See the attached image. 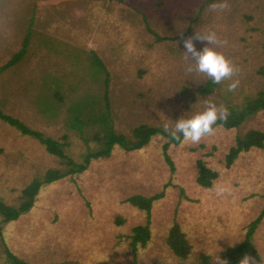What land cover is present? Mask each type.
<instances>
[{
	"label": "rangeland",
	"instance_id": "rangeland-1",
	"mask_svg": "<svg viewBox=\"0 0 264 264\" xmlns=\"http://www.w3.org/2000/svg\"><path fill=\"white\" fill-rule=\"evenodd\" d=\"M206 1L0 0V67L21 48L30 8L35 9V33L27 54L0 73V108L31 130L68 143L67 157L83 162L86 148L65 128L64 108L46 117L35 104L44 91V75L62 77L69 70L61 56L59 60L38 45L46 39L92 49L104 60L112 75V111L120 134L130 136L139 125L161 130L164 124L174 126L181 117L203 111L206 100L226 108L241 106L264 92V0H228L230 7L223 12L209 7L220 0ZM209 30L227 41L218 51L239 69L234 92L227 91L231 81L226 80L216 84L211 95H201L198 87L210 79L186 72L193 62L185 58L183 40ZM156 36L176 39L157 42ZM204 46L196 42L198 50ZM62 78L65 83L72 79ZM83 93L75 90L69 99ZM214 129L198 144L182 139L166 151L168 139L161 134L139 150L117 146L109 158L91 160L82 172L43 184L27 212L9 222L0 217V264H9L4 246L28 264H117L118 257L124 264H200L201 255L208 260L207 254L221 255L244 239L264 206V149L242 154L228 168L224 165L237 136L264 132V111L238 128ZM61 161L65 164L35 138L0 121V197L6 203L18 204L21 189L49 168L63 169ZM198 161L218 174L211 189L195 181ZM219 188L226 189L223 196L217 195ZM133 194L161 197L147 213L126 201ZM146 224L149 240L133 250L132 228ZM174 224L190 244L184 260L166 244ZM252 244L259 258L264 256V218Z\"/></svg>",
	"mask_w": 264,
	"mask_h": 264
},
{
	"label": "trees",
	"instance_id": "trees-1",
	"mask_svg": "<svg viewBox=\"0 0 264 264\" xmlns=\"http://www.w3.org/2000/svg\"><path fill=\"white\" fill-rule=\"evenodd\" d=\"M213 1L207 0L206 3L210 4ZM34 10V6H32L29 13L28 27L21 42V48L0 67V73L16 66L27 54L35 33ZM247 18L248 21L251 19V17ZM150 32L154 35L152 31ZM175 39L156 36L157 42ZM40 42L38 45L46 48L45 50L54 52L55 57L61 56L63 60L67 61L69 70H64L62 77L64 76L69 79L71 77L72 79L70 83H65V79L62 77H56L51 73L45 74V81L42 85L45 92L37 94L35 99L36 107L46 117L57 116V113L61 110L63 111L64 108V126L79 136L86 148V152L83 162L75 163L64 152V148L69 146L68 143H59L40 132L31 130L20 120L5 114L0 108V121L2 123L15 128L22 135L35 138L49 155L55 156L60 160H65V164L61 161L65 166L63 169L49 168L42 176L35 177L26 184L21 189L18 204H8L0 197V217L2 222L16 220L21 214L27 212L32 207L34 198L43 184H49L75 172H82L87 168L91 160L109 158L113 149L117 146L128 152L139 150L149 143L152 136L157 134H161L168 139V142L163 146L164 151L167 150L169 145H178L182 141V139L174 141L163 130L148 125H139L133 128L130 136L116 132L115 114L112 111L113 101L111 99L112 75H110L104 60L92 49L69 48L67 43L54 42L52 39L40 40ZM61 58L59 59L58 57L59 60ZM261 73L264 75V72L261 71ZM215 85L211 80H208L203 86L198 87L197 92L201 95L209 96L212 94ZM64 86H67V90L64 89ZM89 88L91 92H89ZM75 90H84V93L78 99H69V94ZM227 109L229 112L227 122L218 121L213 127L220 126L225 130L238 128L246 119L252 117L257 112L264 111V92H259L255 98L245 99L241 106H236L235 108L229 107ZM263 149L264 132H258L257 130L247 131L245 134L236 137L234 147L228 151L225 157L224 165L228 168L242 154ZM165 160L173 168L172 162L167 155H165ZM196 165L197 177L195 181L197 185L204 189H211L213 182L218 177L217 172L206 167L201 161H198ZM160 197L161 195H155L148 198L143 197L141 194H133L126 201L138 210L149 213L152 202ZM263 218L264 206L258 216L249 223L244 239L240 243L224 250L220 256L226 259L229 264H239V260L243 255L248 253L256 257L259 262L260 258L253 247L252 237ZM118 223H121V220ZM149 237L148 224L132 228L131 247L133 250L138 245L141 247L145 246ZM166 244L173 255L181 260L186 259L190 253V244L177 224H174L169 230ZM3 249L6 261L9 264H28L26 260L15 255L6 246ZM200 264H209L208 257L201 255Z\"/></svg>",
	"mask_w": 264,
	"mask_h": 264
},
{
	"label": "clouds",
	"instance_id": "clouds-1",
	"mask_svg": "<svg viewBox=\"0 0 264 264\" xmlns=\"http://www.w3.org/2000/svg\"><path fill=\"white\" fill-rule=\"evenodd\" d=\"M211 11L223 12L229 9L228 0H220L218 3H213L210 6ZM182 35V33H181ZM196 42L205 44L198 50ZM227 44L226 40H221L215 31H197L192 36L183 40L185 58H190L193 62L186 67V72L203 74L209 78L214 84H221L224 81H231L227 85V91L234 92L239 86V80L233 79L239 69L229 60L219 48ZM229 116L228 109L223 105H217L214 102L205 101V108L190 118H180L175 121L174 126L169 124L163 125V131L174 141H190L193 144H198L204 137L214 134V125L218 121L227 122ZM226 189H217V195L223 196ZM210 257L209 264H229L218 253L207 254ZM117 264H124V258L118 257ZM239 264H264V256L260 257L258 262L256 257L245 253L239 260Z\"/></svg>",
	"mask_w": 264,
	"mask_h": 264
}]
</instances>
